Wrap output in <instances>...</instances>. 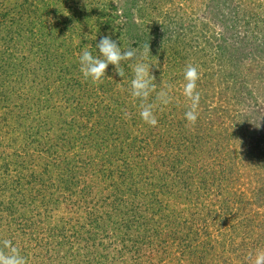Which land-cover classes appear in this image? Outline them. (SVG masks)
Masks as SVG:
<instances>
[{
    "label": "rangeland",
    "instance_id": "374dc122",
    "mask_svg": "<svg viewBox=\"0 0 264 264\" xmlns=\"http://www.w3.org/2000/svg\"><path fill=\"white\" fill-rule=\"evenodd\" d=\"M76 1L78 5L67 0H0V240L10 239L22 248L28 264H60L59 250V256L66 255L63 264H256L264 252V0L245 3L256 24L229 33L223 24L233 10L237 13L236 0H159L177 29L181 20L179 33L187 37L180 44L186 59L178 65L168 64L171 54L149 59L155 65L151 73L156 91L171 86L173 98L155 110V126L142 120L133 124L138 102L113 66V74L105 72L110 79L106 95L127 103V115L112 119L104 110V118H99L102 112L90 119L83 116L82 93L105 83L85 81L81 75L76 84L65 86L63 75L79 69V53L86 46L92 50L90 40L96 45L104 35L113 40L124 35L96 13L88 19L82 15V7L95 6L93 2ZM97 1L119 15L114 24L142 19L133 0ZM126 7L129 20L121 16ZM163 20L151 11L148 25ZM124 40L126 45L132 41L127 36ZM236 43L242 48L234 51ZM219 45L230 55L220 56ZM50 50L61 54L47 55ZM192 50L193 57L188 55ZM189 64L199 72L194 124L184 119L191 106L183 95V71ZM224 67L227 75L232 72V83L219 77ZM115 125L117 133L110 135ZM129 145L136 147L129 151ZM170 159L181 160L182 169L191 166L193 174L206 180L201 185L199 177L189 179L198 186V195L183 199L171 196L166 184L159 188L163 181L157 170L164 173ZM221 163L229 177L223 181ZM41 201L44 225L41 230L34 216L35 234L7 216L5 205L20 203L27 211ZM101 204L115 223L97 219L98 227L88 218V213L103 215L97 212L100 208L94 210ZM47 228L61 230L58 244Z\"/></svg>",
    "mask_w": 264,
    "mask_h": 264
},
{
    "label": "trees",
    "instance_id": "16d2710c",
    "mask_svg": "<svg viewBox=\"0 0 264 264\" xmlns=\"http://www.w3.org/2000/svg\"><path fill=\"white\" fill-rule=\"evenodd\" d=\"M67 1H72L78 5L76 0H67ZM133 1H134V4L132 6H133V8H135V12L138 13L139 18L142 16V19L138 20V23L129 20V10L126 7L125 10H123V8H122L121 16L123 18H125L126 20H129V21L127 23L114 24L115 19L119 20V18H118L119 15L117 16L116 13H111L110 11H108V8H106V4H104L102 2L99 3L100 6L97 5V3H98L97 0H90L89 1L90 3L93 2L95 5V6L91 5L92 7L90 6V8L89 7L86 8L85 5H84V7L81 6L84 9V14H82V15H84V17L86 19H88L91 17V14L96 13L97 15H100L102 18H104V20L107 23L111 24L110 28L112 30H115L117 33L124 35L122 37V39L120 38L119 35H118V37L115 38L118 45L121 44L122 48L131 45L132 47H139L140 46L141 49H143V47L145 45L149 44V49H150V54H151V56H149V59L154 57L155 54H158V56H160L161 54H163V55L171 54V58H170V61H168L169 62L168 64L178 65L179 61L185 60L186 58L182 55V51H183L182 48L184 49V47L180 45L181 43H186V41L184 40L185 38L183 39V37H185L186 35L179 33L181 20L178 23L179 27L177 29L175 27V21L172 18L173 15L171 13L168 14L167 10H165V9H164V11H162V5L160 4L159 0H137V1L133 0ZM210 1L211 0H208V2H210ZM251 1L252 0H236L235 1L236 2L235 9H236L237 13H235V11L233 10V12L230 15H228V18L225 19V24H223V31L224 32L229 33L234 28L236 29L237 26H240V27L243 26V27L247 28L251 24L252 21L255 24H256V22H258V19L255 18V15L251 14V11H250L251 9L249 10V7L245 4L246 2L251 4ZM129 2H132V0H130ZM252 4H254V1L252 2ZM79 5H81V4L79 3ZM98 7H99V9H98ZM109 8H111V7L109 6ZM80 10L82 11V9H80ZM151 11L156 12L157 14H160V17L165 18V20L161 21V25H159L158 23H152V25L154 24L153 27H151V26L149 27L148 20L150 19V12ZM72 14H74V13H72ZM160 28L162 29L161 33L160 32H156V33L153 32V29L155 31H158ZM181 28H182V24H181ZM193 29H194V27H192V29H191V26H189V31H194ZM205 29H206V26H204L203 30H205ZM203 30H201L200 32L202 33ZM134 32H135V34H134ZM138 32H140V34H136ZM157 33L160 34V39L158 41L153 42L158 37ZM164 34H165V37L163 38L162 35H164ZM125 36H127L129 38V40H132L129 45H126V43H124V41H127V40H124ZM166 38H168V39H166ZM194 38H191V40H193ZM232 38H234V37H232ZM236 39H238V37H236ZM44 40H45V44L47 46L52 47L48 38H46V39L44 38ZM90 41H93V44L91 43L92 44V50H90V52L93 53V51H94L93 54L95 55L96 54L95 43H94L95 40H90ZM221 41H224V40L222 39ZM151 42H152V45H151ZM233 42H236V41L233 40ZM69 44L71 45V43H69ZM228 46H231V44L228 43ZM235 47L242 48L239 45V43H236V45H234V49H233L234 51L237 50V48H235ZM216 50L220 56H222L223 53H224V55H230L227 52V48L225 49L223 46H220V45L217 46ZM71 53L72 52L69 51V55H71ZM218 53H216V54H218ZM46 54L47 55H52V54L59 55L61 53L50 50ZM32 55H33V53H32ZM188 55L193 57V55H196V54L192 50L191 52H189ZM48 58H49V56H48ZM217 58L220 60L219 56ZM228 59L231 60L229 57H228ZM48 60H52L51 56ZM57 60L60 61V58H58ZM63 61L64 60L62 59V62ZM225 67H224L223 71L219 72V73H221V74H219V77L221 79H223L224 81L230 79V82L232 83L234 80L231 77L232 72L229 71V75H227ZM231 69H236V67L231 68ZM106 70H107V72L109 70L110 75H111V73L113 74L112 65H110L108 67V69H106ZM113 70H114V68H113ZM63 76L64 77H62V78L66 82V84L64 83L65 86H69L72 84H76L78 82V79L81 76V73H80L79 69H77V70H75L74 75H70L69 77H67L66 75H63ZM130 77H131V70L126 67L125 68V78H126L127 83H128V80L130 79ZM69 79H72V80H69ZM104 79H106L108 81L106 82ZM74 80H76V81L74 83H72ZM103 80L104 81H102V82L105 83V85H103V84L98 85V87L96 89H94V91L86 90L85 91L86 93L85 92L82 93L84 96H86V98H85L84 102L79 105V107L82 108V110H83L82 111L83 116L87 117L88 119H90V117L98 115L100 112H102V114L99 116V118H104L106 116L103 115V112H104V110H106V112L110 111V113H107L108 117H112V119L116 118L119 120L120 116L125 117V113H127L126 110L129 109V105L127 103H122L121 101H118L117 99L112 100L109 96H107L106 95L107 94L106 87L110 85L109 84L110 79L104 77ZM223 80H222V82H223ZM61 83H63V82H61ZM99 90H103V91H99ZM98 93L101 96H99ZM251 94L252 93H249V95H251ZM104 98L106 99V101L103 100ZM103 101L105 102V105L103 107H101L100 105H101V103H104ZM77 107H78V105H77ZM135 118L137 120L135 119L132 122H134L133 124H138L141 119L137 115L135 116ZM71 121L73 122L72 119H71ZM75 122H77V120H74V124H75ZM113 123L116 124V122H113ZM98 124H99V122H98ZM166 124L168 125L169 123H166ZM63 125H65V124L63 123ZM78 125L81 126V123H79V121H78ZM65 126L68 127V124H66ZM116 129H117V125H115L112 128V130L109 132L110 135H112V133H117ZM123 140H126V138L124 137ZM133 142H134V139H133ZM133 142L130 141L129 144H131ZM155 145L158 148L159 144L157 145V142L155 143ZM129 146L131 149L129 151H132L133 149H135L134 147H136V145L135 146L129 145ZM147 147H149L148 150L151 151L148 143H146L145 148H147ZM137 148H139V147H137ZM137 150H139V152H140L141 146ZM169 162L172 164L167 169H164V173H162V171L159 169L157 170V175H160L161 176L160 177L161 182L163 181V184L158 185L159 188L162 185L166 184V185H164V187L165 188L168 187V189L170 187V189L172 191L171 196H172V194L175 193V197H178V198L181 197L183 199H185V198L188 199L187 197L192 198L195 195H198V186L195 185L194 182L189 180V179H192L193 175L197 178L199 177V182H201V185L202 184L205 185L206 180L203 179L202 177H200V175L193 174L191 169H190L191 166H188L189 169H186V170H185V168L182 169V165H181L182 162H181V160L179 161V159H176L175 162L171 161V159H170ZM136 164H137V162H136ZM219 166L221 168V171L218 174L223 177L221 179V181H223L224 179H228L229 177H225V171L223 170L225 168V166L222 163ZM187 170H189L190 172H188ZM126 171H129V173H130L131 172L130 167H128ZM96 172H97V170L93 171L92 173L96 174ZM162 175L166 179L163 178V180H162ZM226 176H228V175H226ZM175 189H177V190H175ZM185 189H186V191H184ZM10 205H11L10 207L8 205H5V209L7 210V216L10 218L11 221L15 222L16 224H17V221L20 222V227L23 226V227L27 228V230L31 234H35L37 232L38 229L35 227L39 224V222L41 224L40 225L41 230L43 229L42 225H44V224L42 223V221L40 220V217H39V214H42L41 211H39V208L44 205V203H42V201L40 202V204L36 205V207H34L33 205L29 206L27 211L20 208V203H19V205L18 204H10ZM103 205L104 204H101V206H98V207H94V210H96V211L99 208L101 209V211H99V210L97 211V212L103 214L100 217H98L97 215L88 213V218L93 219V223L95 226H98V224H96V222H94V221H97V219H102V220L109 219L110 221H113L114 223L116 222L113 219L111 212L108 213L105 211L103 213V211L105 210V208H103ZM29 212L32 213L31 218L27 215ZM96 214H98V213H96ZM36 215H38V217H39L38 224L36 222H34L35 221L34 216H36ZM116 218H119V217L117 216ZM22 221L24 222V224L21 223ZM8 223H10V222H8ZM47 229L49 232L48 235L51 236V238L55 239V242H54L55 244H58L57 238H59V234H60L61 230L59 228H56L55 230L51 229V228H47ZM59 242H61L59 244L60 249H61V246H63L62 241H59ZM64 243H66V241H64ZM142 244L148 245V244H152V242L150 243L149 241H147L145 243L144 241H142ZM21 250H22V248L20 249V251ZM53 251L55 252L56 250L53 249ZM58 252H56L57 253L56 258L60 262V264H63L64 263L63 257H65L66 255H62L59 253L60 254V256H59Z\"/></svg>",
    "mask_w": 264,
    "mask_h": 264
},
{
    "label": "clouds",
    "instance_id": "9594fccd",
    "mask_svg": "<svg viewBox=\"0 0 264 264\" xmlns=\"http://www.w3.org/2000/svg\"><path fill=\"white\" fill-rule=\"evenodd\" d=\"M51 22V21H50ZM96 53L93 54L86 46L78 56L79 71L85 81L92 83L102 82L109 65L114 67L117 76L125 77V68L131 70L127 91L134 102L137 103L140 119L148 125L155 126L157 118L155 110L172 102L171 86L156 91L154 76L151 68L155 66L149 62V44L141 47L118 45L110 35L101 37L95 45ZM122 79V80H123ZM183 95L191 102L190 108L184 112V119L194 124L198 118V105L200 93L196 91L199 72L196 66L187 65L183 71ZM155 92L154 99L150 101ZM127 115V113H125ZM0 264H28V259L23 255L12 240H0ZM256 264H264V252L258 254Z\"/></svg>",
    "mask_w": 264,
    "mask_h": 264
}]
</instances>
